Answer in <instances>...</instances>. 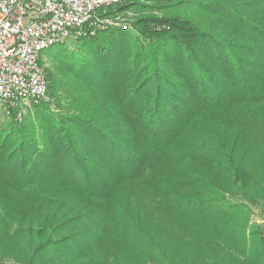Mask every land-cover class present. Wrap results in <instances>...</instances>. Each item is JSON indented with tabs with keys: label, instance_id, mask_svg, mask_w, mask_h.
I'll use <instances>...</instances> for the list:
<instances>
[{
	"label": "trees",
	"instance_id": "obj_1",
	"mask_svg": "<svg viewBox=\"0 0 264 264\" xmlns=\"http://www.w3.org/2000/svg\"><path fill=\"white\" fill-rule=\"evenodd\" d=\"M113 12L0 122V264H264V0Z\"/></svg>",
	"mask_w": 264,
	"mask_h": 264
},
{
	"label": "built area",
	"instance_id": "obj_2",
	"mask_svg": "<svg viewBox=\"0 0 264 264\" xmlns=\"http://www.w3.org/2000/svg\"><path fill=\"white\" fill-rule=\"evenodd\" d=\"M127 1L0 0V114L46 100L42 52L113 28L126 30L125 19L113 11Z\"/></svg>",
	"mask_w": 264,
	"mask_h": 264
},
{
	"label": "rangeland",
	"instance_id": "obj_3",
	"mask_svg": "<svg viewBox=\"0 0 264 264\" xmlns=\"http://www.w3.org/2000/svg\"><path fill=\"white\" fill-rule=\"evenodd\" d=\"M133 16H134V14L132 12H129L126 15L122 16L125 18V22L128 24L127 29H131L129 24L131 23V18ZM118 29L119 28H113V30H118ZM79 45H80V43H78L76 41L68 40L63 45L53 46V47L49 48L48 50H45L44 52H42L41 60H43L46 69H49L51 71L55 70V67L57 64L51 60L50 54L54 53L55 51H57L59 49H63V48H67V47L70 50H76ZM55 76L57 77V79L59 81H61V84L63 85L60 88V91H61L63 89V87L65 88L66 80L64 79L63 76H61V74H59L57 72H56ZM46 99H47V97H46ZM19 110H20L19 112L21 114V117L26 116L32 110L31 104H27V105L21 104V107L19 108ZM4 117H6V116H4L3 114H0V122L6 120V118H4ZM249 208H250L251 214H250V218L248 221V225L251 228L258 229V231H260L264 236V202H262L261 205L258 204L256 206H251ZM3 264H15V263L8 260V261H4Z\"/></svg>",
	"mask_w": 264,
	"mask_h": 264
}]
</instances>
